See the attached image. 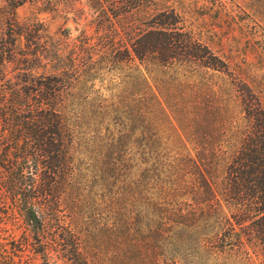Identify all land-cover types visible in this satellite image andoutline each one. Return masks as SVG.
Masks as SVG:
<instances>
[{"label":"trees","instance_id":"1","mask_svg":"<svg viewBox=\"0 0 264 264\" xmlns=\"http://www.w3.org/2000/svg\"><path fill=\"white\" fill-rule=\"evenodd\" d=\"M248 7L264 20V0ZM194 9L184 1L139 28L105 18L102 44L87 38L53 58L50 74L38 73L49 51L22 46L29 28L5 34L16 39L0 43V191L42 253L69 245L72 264H95L100 232L81 219L96 190L116 215L107 238L129 239L147 264H179L211 224L219 254L264 244L263 103L187 25ZM108 74L116 91L93 92Z\"/></svg>","mask_w":264,"mask_h":264},{"label":"rangeland","instance_id":"2","mask_svg":"<svg viewBox=\"0 0 264 264\" xmlns=\"http://www.w3.org/2000/svg\"><path fill=\"white\" fill-rule=\"evenodd\" d=\"M184 1H192L195 5L194 15L188 16L187 25H196L203 41L230 62L241 79L255 88L264 107V20L248 7L249 0H0V43L7 45L16 39L5 34L14 35L22 26L29 28L30 34L23 39L22 46L48 50L49 58L42 59L43 64H40L48 67L40 68L38 73L50 74L56 57L68 56L87 38L100 39L103 30L112 28L103 19L120 17L124 19L125 28L132 27L129 23L139 28L138 22H147V17L153 14L182 9ZM102 23L105 24L101 26ZM116 30H123L117 21L113 24V31ZM99 39L96 42L101 45ZM101 77L91 83L94 84L93 92L101 87L106 93L110 89L116 91L117 81L113 74L104 76L103 81ZM160 135L163 141L169 140V136ZM89 165V160L83 159L85 174L91 172ZM95 193L93 202L82 211L81 219L82 223H91L100 232L94 263L147 264V258H139L135 251L133 253V242L129 239L122 241L117 235L107 238L104 230L109 227L115 233L116 215L113 208L108 213L103 191L96 190ZM67 216L68 211L61 209V226H68L64 223L68 221ZM90 225H86L87 230ZM213 229L211 224L196 233L192 245L184 251L186 253L180 252L178 263L264 264V244L254 240L255 246L245 239L246 245L241 249L227 255L219 254L218 249L224 243L212 239ZM34 231L19 209L8 200V195L0 191V264H72L69 245L55 244L56 250L44 254L39 241L34 240ZM40 239L49 243L47 247L51 249V241L46 237Z\"/></svg>","mask_w":264,"mask_h":264}]
</instances>
